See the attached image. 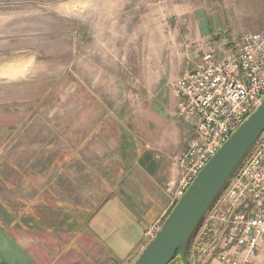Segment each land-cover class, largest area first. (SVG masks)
Wrapping results in <instances>:
<instances>
[{"label":"rangeland","instance_id":"374dc122","mask_svg":"<svg viewBox=\"0 0 264 264\" xmlns=\"http://www.w3.org/2000/svg\"><path fill=\"white\" fill-rule=\"evenodd\" d=\"M241 6L0 0V229L33 263L37 238L58 254L47 264H111L76 250L75 234L110 195L118 144L160 145L175 165L193 133L191 122L173 117L177 79L259 24L262 10H251L259 13L247 25ZM211 216L192 234L190 264H219L214 246L224 226ZM254 259L264 264V241Z\"/></svg>","mask_w":264,"mask_h":264},{"label":"built area","instance_id":"2783aa9c","mask_svg":"<svg viewBox=\"0 0 264 264\" xmlns=\"http://www.w3.org/2000/svg\"><path fill=\"white\" fill-rule=\"evenodd\" d=\"M173 117L192 123L187 148L175 158L181 171L171 189L173 207L209 160L264 101V31L244 33L216 59L203 57L175 84ZM211 206L223 226L216 246L219 264H252L264 241V135ZM160 228L146 237L151 240Z\"/></svg>","mask_w":264,"mask_h":264},{"label":"crops","instance_id":"0c3cea01","mask_svg":"<svg viewBox=\"0 0 264 264\" xmlns=\"http://www.w3.org/2000/svg\"><path fill=\"white\" fill-rule=\"evenodd\" d=\"M241 8L247 10L244 13L247 25L259 13L251 10H262V17L259 24L241 29L240 35L263 32L264 0H242ZM131 144L127 137L118 144L122 149L116 157L119 163L112 171L114 179L110 195L94 211L83 231L75 234L79 240L76 250H81L80 253L91 259L100 255L99 260L102 259L104 263L133 264L136 261L137 255L147 247V232L156 226L160 227L169 215L172 197L168 193V187H176L181 177V171L172 163L171 153L161 151L160 145H148L145 150L136 151ZM36 219L34 229L37 230ZM46 222L44 223L51 229H56L54 223L52 225L53 220ZM35 239V264H47V257L58 255L52 248L45 252L44 241ZM21 249L26 252L22 247ZM50 261L53 262L52 257L48 263ZM75 262L72 264L80 263V259Z\"/></svg>","mask_w":264,"mask_h":264},{"label":"water","instance_id":"95a60500","mask_svg":"<svg viewBox=\"0 0 264 264\" xmlns=\"http://www.w3.org/2000/svg\"><path fill=\"white\" fill-rule=\"evenodd\" d=\"M263 133L264 101L199 172L157 235L133 264H170L176 253L182 264H190L186 252L192 234L200 220L209 215L210 206L224 191ZM0 261L1 264H34L1 229Z\"/></svg>","mask_w":264,"mask_h":264},{"label":"trees","instance_id":"16d2710c","mask_svg":"<svg viewBox=\"0 0 264 264\" xmlns=\"http://www.w3.org/2000/svg\"><path fill=\"white\" fill-rule=\"evenodd\" d=\"M186 257H187V260H189V251H188V249H187V252H186ZM176 260H178V262H180V257H179V255H178V253H176L175 254V256H174V258H173V260L170 262V264L173 262V261H176ZM181 263V262H180ZM182 264V263H181Z\"/></svg>","mask_w":264,"mask_h":264}]
</instances>
